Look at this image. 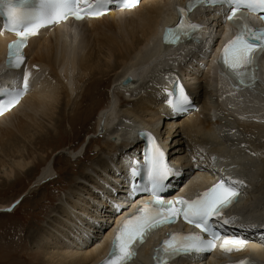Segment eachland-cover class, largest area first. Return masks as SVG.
Listing matches in <instances>:
<instances>
[{
    "label": "bare ground",
    "instance_id": "1",
    "mask_svg": "<svg viewBox=\"0 0 264 264\" xmlns=\"http://www.w3.org/2000/svg\"><path fill=\"white\" fill-rule=\"evenodd\" d=\"M185 3L186 0H142L131 10L114 11L79 23L63 21L56 26L42 27L37 35L29 39L26 53L31 89L18 107L0 117V137L12 134L15 139L16 131L28 137V140H22L24 144L15 147L7 144L10 135L4 142L8 147L0 141V146H3L0 150H6L4 147H7V152L3 151V154L1 151L0 157L2 153L8 158L6 160L5 157L4 161L2 156L0 160L18 175L32 165L30 142L36 148L38 145L41 148L50 144L47 141L50 137L56 139L68 131L82 133L80 137L75 135L74 141L82 139L87 132L88 136L91 135L87 129V118L92 115L87 105L90 98L86 97L80 102L73 96L76 80L80 79L83 83L80 78L82 71L104 73L115 70L116 74L120 73L108 103L110 105L97 116L95 127H92L94 132L88 137V142L84 145L71 143L69 148L61 151L62 157L69 155L75 164L87 158L89 161L83 172L72 164L74 184L51 211L44 227L36 232L38 235L33 243L39 245L38 250H43L48 264H97L108 254L109 242L116 227H112V224L119 215L112 212L111 217L107 211L99 208V204L104 206L106 201L96 191H104L103 182L110 181L109 176L115 177L111 170L112 164L116 168L123 167L121 159L125 152L122 149L133 145L126 149L132 151L138 145L136 132L143 128L155 131L163 138L161 141L165 147H170L168 155L176 159L169 166L174 172H183L181 184L188 191L195 192L196 183L202 185L207 180L211 183L220 176L221 167L228 176L242 182L238 183L241 188L245 187L247 181L248 191L237 203L236 211L249 222L244 223L243 227L250 233L262 231L264 116L255 118L252 112L255 109L264 111V53L259 55V82L252 87L228 85L224 88V78L221 79L213 63L214 53L205 55L202 45H194L188 38L173 44H163L160 40L159 34L164 27L162 24L173 18L175 7L179 9ZM198 10H190L189 14H193L196 19ZM16 37L17 33L3 30L0 17V63L6 53L7 43ZM213 46L210 45L209 49ZM165 67L169 70H164ZM181 74L194 75V81L190 78L187 87L201 110L191 116L185 117L184 113L183 118H176V114L165 107L166 91L167 83ZM125 78L130 81L129 84H123ZM225 91L229 99L222 96L221 93ZM117 97L119 103L115 106L113 98ZM237 108L240 113L243 112L242 120L234 116ZM65 121L71 125L70 129H64ZM233 129L236 132H228ZM237 133H241V136ZM244 138L253 150L242 146ZM54 142L51 141L52 144ZM96 142L97 152L90 155V145ZM196 143H200L202 149H211L210 155H203L200 160L212 159L216 164L209 165L203 172H192L193 165L185 154L186 144L191 146ZM58 177V170L47 162L33 179L30 188L25 190L24 196L40 191L38 186ZM66 179L70 178L66 176ZM111 183L118 192L121 178L115 177ZM9 206L3 205L0 209L11 210L13 206ZM247 253L253 254L264 264V243L251 247L246 243L238 254ZM150 257L149 247L145 245L131 264H148ZM212 262L213 259H205L202 263L194 264Z\"/></svg>",
    "mask_w": 264,
    "mask_h": 264
},
{
    "label": "snow or ice",
    "instance_id": "2",
    "mask_svg": "<svg viewBox=\"0 0 264 264\" xmlns=\"http://www.w3.org/2000/svg\"><path fill=\"white\" fill-rule=\"evenodd\" d=\"M81 2L87 0H36L38 6L29 8L30 0H0V13L6 16L4 28L17 33L19 39L12 41L8 45V56L14 66H19L24 57L20 53L22 46L26 44L27 38L35 34L36 30L47 24L55 23L58 20L66 19L68 15L82 18L81 12L88 11L89 14H99L91 7L80 9ZM107 0H97V8ZM212 4L228 5L230 14L227 19L233 21L240 29L237 35L224 47L221 59L237 75L241 70L253 64L258 53L264 52V27L256 28L247 18V12H264V0H202ZM138 0H129L128 6H135ZM181 20L174 28L166 31L165 39L173 40L178 38L176 29L184 30L185 21L183 19L185 10L180 9ZM187 27L196 28L197 25L188 24ZM171 42V40H169ZM25 87L27 77H25ZM17 101H9L3 106L6 109L10 104ZM188 102L187 96L180 88V99L172 106L176 110H182L183 105ZM155 144L154 137H149ZM149 164V179L153 192L163 188L169 176L175 175L173 169L167 166L164 160V153L159 145L151 149L147 157ZM231 181V178H227ZM241 181L226 182L221 180L207 191L203 192L194 200L180 198L175 201H163L159 197L151 203L140 206L135 216L130 217L121 226L116 239L113 242V250L109 259L104 264H127L135 255L136 248L142 244L151 233L164 224L174 223L179 216L190 224H195L203 232H211L214 239L205 240L197 233H171L157 249L158 253H163L166 257H172L179 253L190 251H211L215 248L216 233L210 221L217 217L223 209L230 206L238 192L234 184ZM181 205L177 208L176 205ZM231 221L227 218L224 224ZM247 242L241 239L225 240L222 247L227 251L240 250ZM158 264H166V261L158 257ZM238 264H253L251 261H239Z\"/></svg>",
    "mask_w": 264,
    "mask_h": 264
},
{
    "label": "rangeland",
    "instance_id": "3",
    "mask_svg": "<svg viewBox=\"0 0 264 264\" xmlns=\"http://www.w3.org/2000/svg\"><path fill=\"white\" fill-rule=\"evenodd\" d=\"M80 32L81 29L79 33ZM83 76H85V78ZM80 78H82L83 83L81 84L80 79L76 80L73 96L77 97L75 100L80 102L86 97L90 98L87 105L88 110L89 112H92V115H89L87 118V122L89 123L87 129L89 128V133H91V135L88 136L87 132L83 135L82 139L79 140L78 138L74 141L75 135L78 134L80 137L82 136V133L75 132L73 134L68 131V133H64V135H58L56 139L50 137V139L47 140L50 144L41 148L40 145L36 148L35 145L30 142L29 147L32 146V153L29 157L31 160L30 164L32 165H29L21 174H19L20 176L10 170V166L4 165L7 163L0 160V208L3 205H7L8 207L9 204L11 207L13 206L11 210H8L10 206L8 208L0 209V264H48L43 256V250H38L37 248L39 245L33 243L38 235L36 232L44 227L47 220L50 218V214H52L51 211L58 206V203H60L62 198L64 199L69 188L74 184L72 178L74 179L75 175L73 176L74 172L71 171L72 164L74 167H80L78 169L83 172L86 163L88 164L89 161L87 158L81 160L82 162L78 161L79 163L77 162L75 164V161L72 158L70 159L69 155L67 157H62L61 151L64 148H69L71 143L72 145H84L88 142V137L92 136V133L94 132L92 127H95L94 125L96 124L97 116L104 108L110 105H108V103H110V99L113 95L112 91L115 83L120 78V73L116 74L115 70H108L104 73L102 71L94 72V70H83L82 77ZM117 102L119 103L118 97L113 98V104H115V106L118 104ZM67 112L69 111L67 110ZM63 127L64 129H70L71 125L65 121ZM20 134L22 135L23 133H18V131L15 132L14 136H17L15 137L16 140L12 134V137H10V134H7L0 137V141H3L2 144L4 142L6 143L8 135H10L8 142L10 143V140L13 139L11 144L15 145L12 146L7 143L8 145L11 147H15L16 145L19 146V144L22 145L25 143L23 142L24 140H28V137L23 135V137H19ZM3 137L4 139L6 137V139L4 140ZM18 139H20L22 143ZM51 141L55 142L52 144ZM2 144L0 143V145ZM95 144L98 143L96 142L90 145V155L97 152ZM1 147L3 146H0V148ZM7 147L4 148L7 150ZM6 150L2 148L0 152L2 151L4 154V152H7ZM2 153L1 157L3 156ZM5 157L6 156H3L2 160H8V158L6 157V159ZM47 162H50L51 166L58 170L59 177L38 186L40 187V191L36 190L29 193L27 196H24L23 193H25V190L30 188L33 179L38 176ZM66 176L70 179H66ZM93 207L95 208V206Z\"/></svg>",
    "mask_w": 264,
    "mask_h": 264
},
{
    "label": "water",
    "instance_id": "4",
    "mask_svg": "<svg viewBox=\"0 0 264 264\" xmlns=\"http://www.w3.org/2000/svg\"><path fill=\"white\" fill-rule=\"evenodd\" d=\"M114 138H115V137H114ZM114 138H113V139H114Z\"/></svg>",
    "mask_w": 264,
    "mask_h": 264
}]
</instances>
